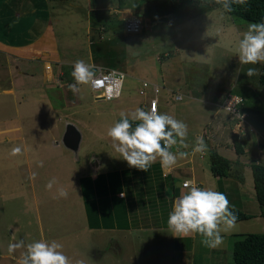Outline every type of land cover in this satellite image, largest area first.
<instances>
[{
    "label": "rangeland",
    "instance_id": "obj_1",
    "mask_svg": "<svg viewBox=\"0 0 264 264\" xmlns=\"http://www.w3.org/2000/svg\"><path fill=\"white\" fill-rule=\"evenodd\" d=\"M89 1L93 5L128 9L126 13L141 16L147 27L137 33H126L123 29L126 14L115 11L111 15L105 11L104 48L114 57L98 64L124 71L120 96L112 100L95 99L89 85H79L77 93L68 87L67 98L71 102L66 106L69 108L58 107L49 112L47 108L40 110L32 106V116L28 108L20 111L25 139L15 142L29 147L25 155L22 151L12 155V143H0V264H19L26 246L38 240L61 243L64 254L73 264L76 261H83V264H152L144 259L130 260L133 252L129 238L117 239L112 237L113 233L97 228L89 230L80 190L83 181L79 179L93 172L105 173L128 166L113 149L107 130L121 113L130 115L137 107L146 110L144 105L153 95L149 87L146 95L139 93L141 80L165 85L166 88L162 87L158 93L159 112L185 122L190 134L200 133L209 113L199 118L197 111L205 106L204 103L185 97L176 100L177 91L174 90L177 89L182 94L199 90L200 96L206 95L205 91L222 95L231 90L244 94L246 102L252 101L260 116L264 115V88L259 81L264 62L245 65L238 59V42L253 22L228 14L218 4L210 10L207 4L202 10L194 9L188 0H57L55 3L63 7H69L70 3L78 6L76 13L83 30L81 56L86 52L83 25ZM208 1L213 5L214 0ZM110 37L113 39L109 40ZM249 68L257 69L258 74L248 77ZM257 90L262 93L261 103L253 94ZM213 99L215 102L221 100L218 94ZM8 112L10 116L15 114L13 108ZM257 125L263 129L261 123ZM70 128L78 136L73 144L67 143ZM40 134H44L42 139ZM202 161L211 165L208 151ZM53 179L56 182L48 189L46 186ZM251 179L249 171L247 180L253 183ZM60 188L67 192L66 197L58 195ZM240 223H253L252 227L241 229L246 230L243 232H264V218L236 221L235 228L240 229ZM21 240L25 247L9 253V244Z\"/></svg>",
    "mask_w": 264,
    "mask_h": 264
},
{
    "label": "crops",
    "instance_id": "obj_2",
    "mask_svg": "<svg viewBox=\"0 0 264 264\" xmlns=\"http://www.w3.org/2000/svg\"><path fill=\"white\" fill-rule=\"evenodd\" d=\"M56 1L0 0V143L10 142L12 150L18 147L24 155L29 147L25 143L15 142L25 139L20 111L28 108L32 116V106L40 110L47 108V111L58 107L64 110L69 108L66 104L71 101L67 98V91L69 85L75 83L71 76L74 62L88 59V64L94 66L114 57L104 53V32L107 30L103 22L104 12L112 15L118 11L126 16L134 14L126 13L128 9L93 5L89 1L85 9L86 23L83 25L86 30V52L81 56L83 30L82 21H79L76 13L78 6L70 3L69 7H63ZM46 65L51 68L50 75L45 73ZM162 85L165 89V85ZM174 91H177L175 95L182 96L181 100L185 97L204 103L205 106L197 111L199 118H204L201 114L205 116L209 113L200 133H188L184 142L187 147L179 144L171 149L177 155L179 152L188 155L178 158L172 168H163L158 158L147 172L121 166L105 173L93 172L80 177V181L86 179L90 193L98 195L93 216L101 226L95 228L113 233L111 236L117 239L122 236L129 238L133 252L130 260L135 262L144 259L146 262L152 261V264H235L232 257L235 235L246 233L241 229H248L253 223H240V229L222 232L224 243L210 249L201 244L199 234L174 237L167 226V219L174 201L187 191L182 186L184 180L224 193L230 206L252 216L237 222L264 218L260 216L253 183L247 180L249 171L252 174V164H264V115L260 116L254 103L249 99L246 102L244 94L239 93L244 97L243 109L248 114L252 112L248 119L255 132L238 136L243 150L237 154L231 132L232 120L218 106L227 90L222 95L205 91L204 96L199 95V90L186 94L178 89ZM217 94L221 100L215 102L213 97ZM253 94L261 103L260 90ZM10 108L15 113L13 116L8 112ZM259 123L263 129L257 125ZM43 135H39L41 139ZM197 137H203L208 153L216 151L231 161L227 175H214L211 165L202 161L204 154H193ZM39 148L41 151L42 148Z\"/></svg>",
    "mask_w": 264,
    "mask_h": 264
},
{
    "label": "clouds",
    "instance_id": "obj_3",
    "mask_svg": "<svg viewBox=\"0 0 264 264\" xmlns=\"http://www.w3.org/2000/svg\"><path fill=\"white\" fill-rule=\"evenodd\" d=\"M214 2L224 10L232 11L234 4L246 5L247 0ZM238 59L245 65L264 62V22L249 23L247 31L238 42ZM72 67L71 76L75 83L70 84L69 89L73 93L80 91L79 85L103 86L104 82L95 78L93 65L84 60H77ZM257 74L258 70L255 68H249L246 73L248 77ZM187 135V124L172 115L159 112L155 101L148 111L137 107L130 115L121 113L120 120L107 130V137L110 138L113 149L123 157L128 166L145 172L158 158L163 168H172L177 164L178 158H185L187 153L179 152L177 155L171 149L178 144L187 147L184 143ZM20 152V148H14L12 155ZM206 152L207 145L203 137H197L193 154ZM55 182L54 179L49 181L46 187L51 189ZM183 187L187 191L182 192L174 201L168 215L169 230L177 238L199 234L204 247H220L224 243L221 233L235 228L238 219L234 211L230 210L228 197L222 192L198 187L191 180L185 181ZM58 195L66 197L67 192L60 188ZM121 196H124V193H121ZM23 247L25 245L22 240L10 243L8 252L14 253ZM62 249L63 245L56 240L34 241L26 246L19 264H73ZM75 264H83V261H76Z\"/></svg>",
    "mask_w": 264,
    "mask_h": 264
},
{
    "label": "trees",
    "instance_id": "obj_4",
    "mask_svg": "<svg viewBox=\"0 0 264 264\" xmlns=\"http://www.w3.org/2000/svg\"><path fill=\"white\" fill-rule=\"evenodd\" d=\"M194 9L202 10L203 5L207 4L208 9H213L218 6L215 2L210 4L208 0H188ZM202 6V7H201ZM201 7V8H200ZM232 11H226L228 14L240 17L244 20L253 23L264 22V0H247L246 5H233ZM106 51V50H105ZM105 54H109L104 52ZM110 55V54H109ZM108 56V55H106ZM115 67V66H110ZM259 81L264 88V66L259 75ZM121 117L117 118V122ZM135 126V124H134ZM233 142L237 154L242 153L243 145L238 140V135L234 134ZM211 170L214 175L223 177L228 174L231 167V161L224 156L218 154L216 151H210ZM252 179L255 190L257 202L260 208V216L264 217V164H252ZM81 192L84 200L86 210L87 222L89 227L95 228L101 225L94 219L93 206L98 200L97 194H91L88 190L86 181L81 179ZM104 200H101V202ZM230 210L234 211L239 220H246L251 218V215L240 212L234 207L230 206ZM236 238L233 243L232 257L235 264H264V232L263 233H241L235 235Z\"/></svg>",
    "mask_w": 264,
    "mask_h": 264
},
{
    "label": "built area",
    "instance_id": "obj_5",
    "mask_svg": "<svg viewBox=\"0 0 264 264\" xmlns=\"http://www.w3.org/2000/svg\"><path fill=\"white\" fill-rule=\"evenodd\" d=\"M146 27L147 23L137 14H129L126 18H124L123 29L126 33H137ZM44 70L47 75L51 74V68L49 65H46ZM94 71L96 74L95 78L104 82L102 87L89 85L91 91L94 93V98L102 100H112L118 98L123 87V81L125 78L124 71L118 67L104 65H94ZM148 87L151 89L153 96L148 100L147 104L144 105V107H146L145 111L151 109L153 101L156 102V106L159 111L158 93L163 85L141 80L139 93L146 95ZM109 96H111V99H109ZM174 98L176 100H181L182 96L180 94H176ZM243 103L244 97L240 94L232 92L231 90L226 91L222 100L218 103L219 108L224 110L232 120V134H236L238 136L247 132H253L254 130L249 122L248 113L243 109ZM185 181L188 180H184L182 182V186ZM196 186L200 187L199 184H196Z\"/></svg>",
    "mask_w": 264,
    "mask_h": 264
},
{
    "label": "water",
    "instance_id": "obj_6",
    "mask_svg": "<svg viewBox=\"0 0 264 264\" xmlns=\"http://www.w3.org/2000/svg\"><path fill=\"white\" fill-rule=\"evenodd\" d=\"M77 139H78L77 134L75 133V131L72 128H70L67 132V143L73 144L77 141Z\"/></svg>",
    "mask_w": 264,
    "mask_h": 264
}]
</instances>
